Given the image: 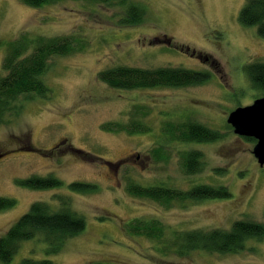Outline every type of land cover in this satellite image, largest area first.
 <instances>
[{
	"label": "rangeland",
	"instance_id": "1",
	"mask_svg": "<svg viewBox=\"0 0 264 264\" xmlns=\"http://www.w3.org/2000/svg\"><path fill=\"white\" fill-rule=\"evenodd\" d=\"M131 1L145 10V17L123 27L116 7L65 1L33 8L22 0H0V72L7 44L20 35L67 36L86 45L83 51L50 60L44 75L50 96L25 102L19 117L0 126V197L15 201L12 209L0 212V237L32 203L60 209L62 197L84 218L85 230L55 255L44 254L40 239L26 241L9 264L27 258L53 264H264V238L248 241L237 254L195 251L179 256L163 254L156 242L124 231L123 225L135 219L161 221L171 232L229 230L238 220L264 224V166L253 156L256 142L226 126L232 110L261 96L244 70L249 63H264V39L238 20L247 0ZM115 66L185 68L211 77L187 88L114 90L97 74ZM138 107L147 112L143 124L149 132L130 135L103 128L127 125ZM189 120L220 131L224 138L167 147L165 125ZM159 145H165L166 162L152 158ZM21 146L29 150L20 151ZM70 147L87 153L91 161ZM189 149L203 155L200 174L184 173L181 154ZM30 176H54L63 187L30 190L16 182ZM128 180L180 190L207 184L227 188L231 197L166 208L128 195ZM73 182L94 184L98 191L72 193L67 187Z\"/></svg>",
	"mask_w": 264,
	"mask_h": 264
},
{
	"label": "trees",
	"instance_id": "2",
	"mask_svg": "<svg viewBox=\"0 0 264 264\" xmlns=\"http://www.w3.org/2000/svg\"><path fill=\"white\" fill-rule=\"evenodd\" d=\"M24 4L41 8L65 1H85L106 7L121 9L117 23L131 26L140 23L145 10L131 0H22ZM243 27L256 28L257 35L264 39V0H247L238 17ZM86 45L72 37H30L20 35L7 44L0 72V126L19 117L24 103L34 99H47L50 89L44 81L50 60L83 51ZM245 73L252 88L264 96V63L253 62L245 65ZM211 74L185 68L160 67L154 69L115 66L101 70L97 74L100 82L114 90H142L155 88H187L199 86L209 81ZM260 96V97H261ZM147 112L137 108L127 125L106 124L104 129L126 132L130 135L149 132L143 124ZM228 129H232L228 124ZM167 147L171 144H211L224 138L223 133L194 121L167 123L162 131ZM248 142H256L244 138ZM165 145L152 150L155 162H166L168 156ZM71 148V147H70ZM20 151L29 150L21 146ZM32 150V149H31ZM79 157L91 161L84 151L71 148ZM181 163L187 176L200 174L205 168L203 155L198 150L189 149L181 154ZM108 166L111 163H107ZM30 190H53L63 187V182L54 176H30L16 181ZM68 190L76 194H90L98 191L94 184L73 182ZM126 193L133 198L156 202L170 208L173 205L184 207L190 203L206 200L228 199L230 192L225 187L207 184L193 185L188 190H180L163 185L144 186L134 180L126 183ZM66 198V197H65ZM60 199V209L48 203L34 202L27 212L19 217L0 237V264H9L20 250L22 243L40 239L44 244V254L55 255L62 251L65 242L80 235L86 227L84 218L71 210L67 200ZM15 201L0 197V212L12 209ZM130 236L145 237L156 242L161 253H175L187 256L195 251L215 254H237L245 250L248 241L264 238V224L251 220L235 221L229 230L213 229L208 231L191 230L171 232L161 221L135 219L123 225ZM20 264H53L46 258L23 259ZM101 264V263H93ZM104 264V263H102ZM106 264V263H105Z\"/></svg>",
	"mask_w": 264,
	"mask_h": 264
},
{
	"label": "water",
	"instance_id": "3",
	"mask_svg": "<svg viewBox=\"0 0 264 264\" xmlns=\"http://www.w3.org/2000/svg\"><path fill=\"white\" fill-rule=\"evenodd\" d=\"M233 133L240 137L256 141L252 150L260 167L264 166V96L257 98L252 104L239 106L232 110L226 119Z\"/></svg>",
	"mask_w": 264,
	"mask_h": 264
}]
</instances>
